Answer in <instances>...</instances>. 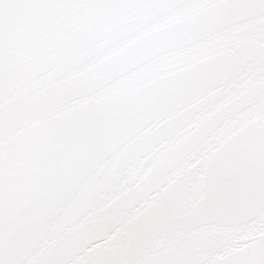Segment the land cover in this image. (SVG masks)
<instances>
[{
  "label": "snow or ice",
  "instance_id": "obj_1",
  "mask_svg": "<svg viewBox=\"0 0 264 264\" xmlns=\"http://www.w3.org/2000/svg\"><path fill=\"white\" fill-rule=\"evenodd\" d=\"M0 264H264V0H0Z\"/></svg>",
  "mask_w": 264,
  "mask_h": 264
}]
</instances>
